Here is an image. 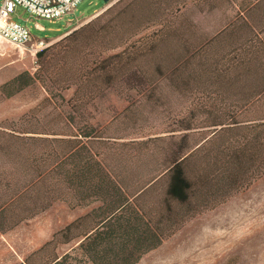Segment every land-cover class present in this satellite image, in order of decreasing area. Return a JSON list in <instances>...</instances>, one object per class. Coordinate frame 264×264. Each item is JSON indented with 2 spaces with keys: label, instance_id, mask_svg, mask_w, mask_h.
<instances>
[{
  "label": "trees",
  "instance_id": "trees-1",
  "mask_svg": "<svg viewBox=\"0 0 264 264\" xmlns=\"http://www.w3.org/2000/svg\"><path fill=\"white\" fill-rule=\"evenodd\" d=\"M139 2L150 4L152 0L122 2L121 7L109 8L53 46L38 51V74L21 73L2 86L0 93L11 97L37 81L44 83L46 91L50 89L45 70L50 55L64 61L54 74L62 77L57 89L77 86L76 98L81 92L92 96L96 89L110 87L124 75H136L131 68L138 67L133 63L142 52L137 50L151 43L149 36L134 40L151 27L148 24L136 29ZM160 4L166 11L174 10L172 0ZM240 18L253 37L243 38L234 48L227 45L216 55L217 43L226 37L230 41L232 24L187 48L175 64L164 72L160 69L157 79L147 75L150 85L165 81L171 93H186L201 100L198 94L208 92L229 101V105L192 103L179 129L167 131L173 143L157 162L148 163L143 173L135 167L107 162L109 145L120 139L107 134L109 127L87 124L83 130L71 115H60V123L44 124L39 116L41 107L17 120L0 123V234L45 212L57 201L68 202L71 208L99 203L21 264H35L31 259L51 246L53 255L42 264H67L71 256H60L57 247L77 240L74 250H81L92 264H137L184 221L264 177V36L260 38L245 16ZM76 57L82 60L77 68L69 65ZM200 85L216 87L199 90ZM8 88L12 90L7 92ZM146 99L157 103L155 92L148 93ZM199 114L204 117L201 122L197 120ZM177 132H181L179 142H175ZM195 135L201 138L191 144ZM160 139L164 138L131 142L146 146ZM147 199H153L151 206ZM178 207L186 208L183 214L176 211Z\"/></svg>",
  "mask_w": 264,
  "mask_h": 264
},
{
  "label": "rangeland",
  "instance_id": "rangeland-1",
  "mask_svg": "<svg viewBox=\"0 0 264 264\" xmlns=\"http://www.w3.org/2000/svg\"><path fill=\"white\" fill-rule=\"evenodd\" d=\"M129 1L111 0L105 3L104 0H85L74 12L53 21L35 19L25 9L18 7L13 20L26 25L35 37L46 40L50 47L75 29L104 14L109 8L121 7L122 2ZM162 1L164 0H152L150 4L139 2L135 9L136 29L140 30L148 24L151 26L134 39L149 36L151 41L144 49L137 50L142 52L133 63L138 67L131 68L136 75L129 77L124 75L110 87L102 86L96 89L92 96L87 92L85 94L81 92L76 98L77 86L64 90L57 89L62 77L54 74L64 61L50 55L45 66L51 80L47 83L50 89L47 88L46 91L44 83L37 81L11 97L0 93V123L17 120L41 107L39 116L43 123L47 121L60 123V115H71L75 119V125L83 130H86L87 124L98 128L109 127L107 134L120 139L109 145L107 162L113 166L119 164L122 167H135L138 172L143 173L147 169V164L157 162L163 151L173 143L167 137L169 135L167 131L179 129L180 120L186 117L192 103L205 107L229 105V101L216 98L208 92L198 94L201 100L196 99L198 97L187 96L186 93H171L165 81L150 85L147 75L153 74L152 78L157 79L160 69L163 71L171 67L187 52V48L213 37L220 31L219 25L229 20H232L234 25L231 28V39L229 41L226 34L223 35L226 39L219 41L215 46L216 55L229 45L234 48L243 38L253 37L245 22L240 20L238 8L233 5L232 10H229L231 8L226 0H220L221 11L218 10L217 13L212 12V0H172L171 8L174 10L167 11L166 6L160 4ZM253 1L251 0L252 3ZM2 2L3 0H0V6ZM245 17L249 24L257 28L262 38L264 0L251 8ZM125 21L127 22V19ZM159 30L163 31L158 33ZM64 33V36L54 39ZM154 43L156 46L149 54ZM122 49L110 51V54L120 52ZM147 49L149 51H146ZM81 64L82 60L77 57L69 63L76 68ZM39 69L37 53L18 48L0 38V89L21 73L28 72L36 76ZM210 87L216 86H198L199 90H207ZM11 90L12 88H8L7 92ZM150 92H155L157 103L147 101L146 96ZM47 98L51 101H46ZM72 99L75 100L67 103ZM197 117L198 122L204 119L201 114ZM180 133H175L177 138L175 142H179ZM204 133H207V129ZM154 136H162L164 139L150 142L146 146L131 142L132 139L142 142ZM199 138L200 135H195L190 143L195 144ZM161 191L162 187L158 188L157 192ZM151 200L153 199H147L149 206L152 204ZM98 205L99 203H94L89 208ZM185 210L186 208L180 207L176 209L180 214ZM80 211L79 209L78 212ZM55 216L61 217L57 226L62 227L72 220L76 213L70 211L68 202L57 201L45 213L20 223L7 232L5 240L0 239V264L5 252L7 257L12 258L14 264L25 262L43 243L44 228L46 225L52 226V219ZM77 247L78 240L69 244H59L57 253L60 256L69 253L71 257L67 264H92L81 250H74ZM18 255L22 261L18 259ZM52 255L51 246L43 255L33 257L31 260L35 264H42ZM104 264L115 262L105 261ZM137 264H264V177L256 179L227 201L184 221L181 227L167 237L158 248L144 254Z\"/></svg>",
  "mask_w": 264,
  "mask_h": 264
},
{
  "label": "built area",
  "instance_id": "built-area-1",
  "mask_svg": "<svg viewBox=\"0 0 264 264\" xmlns=\"http://www.w3.org/2000/svg\"><path fill=\"white\" fill-rule=\"evenodd\" d=\"M85 0H3L0 6V38L35 54L48 47V42L35 37L26 26L13 20L17 8L25 9L33 18L59 20L74 12Z\"/></svg>",
  "mask_w": 264,
  "mask_h": 264
},
{
  "label": "crops",
  "instance_id": "crops-1",
  "mask_svg": "<svg viewBox=\"0 0 264 264\" xmlns=\"http://www.w3.org/2000/svg\"><path fill=\"white\" fill-rule=\"evenodd\" d=\"M227 3L229 4L230 8L233 7V5H235L236 8H238L239 10V15L240 16H246V13L253 7H255L256 5H258V3H260L261 0H252L253 3L251 2V0H226ZM212 12L213 13H217L218 10L221 8V3H220V0H212ZM229 10H232L229 9ZM221 11V10H219ZM236 11V10H235ZM238 13V12H237ZM233 21L232 20H229L227 23L225 22L224 24L222 25H219V29L220 31L215 33V35L221 33L223 30L227 29L228 27H230L232 25ZM68 32V31H67ZM66 32V33H67ZM64 34L54 38V39H59L60 37L64 36ZM57 203V202H55ZM54 203V204H55ZM53 204V205H54ZM53 205L49 208L51 209L53 207ZM91 205L89 206H84V207H76V208H71L70 206V211L71 212H74L76 213V216L70 220L68 223H66L64 226L62 227H58V222L61 220V217L59 218L58 216H55L53 219H52V226H48L46 225L45 228H44V231H43V237H44V240H43V243L41 244V246L38 248L40 249L41 247H43L46 243H48L50 240H52L53 236L58 233L59 231H61L62 229H64L66 226H68L69 224H71L72 222H74L76 219L90 213V211H92L93 208H89ZM63 208V207H62ZM48 209V210H49ZM81 210L80 212H78V210ZM46 210V211H48ZM45 211V212H46ZM43 212V213H45ZM7 235V233H4V234H0V239H4L5 240V236ZM36 249V250H38ZM35 250V251H36ZM7 251V249H6ZM9 251V250H8ZM34 253V251L32 252V254ZM18 259L20 261H22V259L20 258V256L18 255ZM24 263V261H23ZM1 264H14V262L12 261V258L11 257H7V252L4 253V256L2 258V261H1Z\"/></svg>",
  "mask_w": 264,
  "mask_h": 264
},
{
  "label": "water",
  "instance_id": "water-1",
  "mask_svg": "<svg viewBox=\"0 0 264 264\" xmlns=\"http://www.w3.org/2000/svg\"><path fill=\"white\" fill-rule=\"evenodd\" d=\"M105 1V3H107V2H109V1H111V0H104Z\"/></svg>",
  "mask_w": 264,
  "mask_h": 264
}]
</instances>
